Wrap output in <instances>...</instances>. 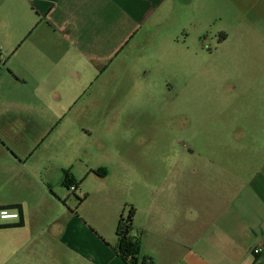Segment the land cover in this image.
I'll list each match as a JSON object with an SVG mask.
<instances>
[{
    "label": "crops",
    "instance_id": "1",
    "mask_svg": "<svg viewBox=\"0 0 264 264\" xmlns=\"http://www.w3.org/2000/svg\"><path fill=\"white\" fill-rule=\"evenodd\" d=\"M157 1L0 0V211L20 214L0 220V264H47L50 254L55 264H125L104 243L107 214L93 234L82 213L110 176L94 141L110 126L107 89L135 95L147 80L128 56ZM260 101L255 123L229 126L224 141L202 125L207 142L197 134L138 190L134 236L150 263L264 264L254 253L264 242V92ZM66 131L90 140L58 154Z\"/></svg>",
    "mask_w": 264,
    "mask_h": 264
},
{
    "label": "rangeland",
    "instance_id": "2",
    "mask_svg": "<svg viewBox=\"0 0 264 264\" xmlns=\"http://www.w3.org/2000/svg\"><path fill=\"white\" fill-rule=\"evenodd\" d=\"M155 8L128 56L147 80L135 95L120 94L119 82L118 96L109 85L110 126L94 139L107 151L103 164L110 176L104 190L90 188L82 215L96 228L107 214L104 243L112 253L119 218L137 208L138 190L148 188L152 172L164 170L165 157L181 156L197 134L207 142L202 125L223 129L218 136L223 141L229 126L245 130L256 122L250 111L260 109L264 92V0H158ZM85 139V132H62L56 153L67 154V146L90 140ZM205 150L212 154L210 147ZM54 259L50 254L46 263Z\"/></svg>",
    "mask_w": 264,
    "mask_h": 264
},
{
    "label": "trees",
    "instance_id": "3",
    "mask_svg": "<svg viewBox=\"0 0 264 264\" xmlns=\"http://www.w3.org/2000/svg\"><path fill=\"white\" fill-rule=\"evenodd\" d=\"M72 186L75 185L73 181L68 178L67 188L70 190ZM86 199V197L79 199V203L83 204ZM11 209H17V207ZM135 216L136 209L134 207H131L126 215H121L116 231L117 246L115 252L125 264H152L141 255L140 240L134 236Z\"/></svg>",
    "mask_w": 264,
    "mask_h": 264
},
{
    "label": "built area",
    "instance_id": "4",
    "mask_svg": "<svg viewBox=\"0 0 264 264\" xmlns=\"http://www.w3.org/2000/svg\"><path fill=\"white\" fill-rule=\"evenodd\" d=\"M71 192H76L77 188L75 186H72L70 188ZM20 218V214L15 210H1L0 211V220L7 221V220H18ZM254 253L256 255H261L264 253V242L254 248Z\"/></svg>",
    "mask_w": 264,
    "mask_h": 264
}]
</instances>
